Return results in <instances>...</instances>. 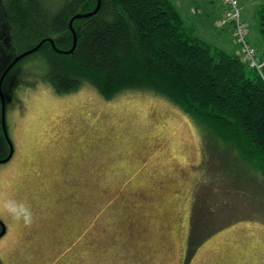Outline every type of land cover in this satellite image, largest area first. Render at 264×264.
Wrapping results in <instances>:
<instances>
[{"label": "rangeland", "instance_id": "374dc122", "mask_svg": "<svg viewBox=\"0 0 264 264\" xmlns=\"http://www.w3.org/2000/svg\"><path fill=\"white\" fill-rule=\"evenodd\" d=\"M170 1L199 39L262 67L264 0H236L244 42L229 0ZM7 24L0 6V76L14 59ZM30 55L3 79L14 152L0 201H27L33 220L0 211L2 264H264V183L205 167L202 131L182 109L148 91L58 93Z\"/></svg>", "mask_w": 264, "mask_h": 264}, {"label": "trees", "instance_id": "16d2710c", "mask_svg": "<svg viewBox=\"0 0 264 264\" xmlns=\"http://www.w3.org/2000/svg\"><path fill=\"white\" fill-rule=\"evenodd\" d=\"M96 5L97 0H0L8 22V58L48 38L57 50L69 51L70 20ZM72 28V53H58L44 42L30 55L39 65L35 74L54 91L86 84L107 101L126 91L161 96L201 129L205 167L264 183V64L249 67L240 56L199 39L170 0H100L97 12L75 19Z\"/></svg>", "mask_w": 264, "mask_h": 264}, {"label": "water", "instance_id": "95a60500", "mask_svg": "<svg viewBox=\"0 0 264 264\" xmlns=\"http://www.w3.org/2000/svg\"><path fill=\"white\" fill-rule=\"evenodd\" d=\"M99 7H100V0H97V5H96L95 9L92 12L84 13V14H77V15L72 17V19L69 22V27H70V30H71V32L73 34V46H72V48L69 51L57 50L55 48V46H54V42H53L52 39H50V38L44 39L40 43H38L35 47H33V48L29 49V50H26V51L22 52L19 55H16L14 57V59L11 61V63L7 66V68L3 71L2 75L0 76V104H1L0 119H1L2 134H3L7 144L9 145V153H8V155L5 158L0 159V164L7 162L11 158L12 153H13V145H12V142L10 141V139H9V136H8V133H7V128H6V120H5V110H6L5 102L6 101H5V97L3 95V91H2V83H3V79H4L5 75L21 59L27 57L30 54L35 53L44 42H49L51 44L52 48L55 51H57L58 53H64V54L72 53L73 50H74V47H75V43H76V34H75V32H74V30L72 28V22L75 19L86 18V17H89V16L95 14L97 12V10L99 9ZM0 225H1V232H0V236H1L4 233V225H3V223L1 221H0Z\"/></svg>", "mask_w": 264, "mask_h": 264}, {"label": "clouds", "instance_id": "9594fccd", "mask_svg": "<svg viewBox=\"0 0 264 264\" xmlns=\"http://www.w3.org/2000/svg\"><path fill=\"white\" fill-rule=\"evenodd\" d=\"M0 211L6 212L13 219L24 224H30L33 220L32 208L25 200L6 198L0 201Z\"/></svg>", "mask_w": 264, "mask_h": 264}, {"label": "built area", "instance_id": "2783aa9c", "mask_svg": "<svg viewBox=\"0 0 264 264\" xmlns=\"http://www.w3.org/2000/svg\"><path fill=\"white\" fill-rule=\"evenodd\" d=\"M229 3H231V5L233 6V9H234V12H233V15L234 18L236 19V24L238 26V30L236 31V35H238L239 39L241 41L244 42V31H243V28H241V24H240V21H239V12H238V9H237V5H236V0H229Z\"/></svg>", "mask_w": 264, "mask_h": 264}, {"label": "flooded vegetation", "instance_id": "af4514ba", "mask_svg": "<svg viewBox=\"0 0 264 264\" xmlns=\"http://www.w3.org/2000/svg\"><path fill=\"white\" fill-rule=\"evenodd\" d=\"M6 128H8V127H6ZM7 133H8V130H7ZM8 136H9V133H8ZM9 139H10V137H9ZM11 141V140H10ZM12 145H13V143H12ZM13 152H14V148H13ZM12 155H13V153H12ZM10 161V159L7 161V162H9ZM7 162H5V163H7ZM48 219V226L50 227V229L51 230H53L54 229V225H53V221L51 220V219H49V218H47ZM2 223H3V225H4V232H5V223L2 221V220H0ZM53 227V228H52ZM50 230V231H51ZM0 231H1V225H0ZM2 237V236H1ZM0 237V238H1ZM0 264H2L1 263V261H0Z\"/></svg>", "mask_w": 264, "mask_h": 264}, {"label": "crops", "instance_id": "0c3cea01", "mask_svg": "<svg viewBox=\"0 0 264 264\" xmlns=\"http://www.w3.org/2000/svg\"><path fill=\"white\" fill-rule=\"evenodd\" d=\"M174 5V4H173ZM175 7V6H174ZM177 10V9H176ZM207 14V13H206ZM192 28H194L193 26H192ZM195 29V28H194ZM222 50V49H221ZM226 52V51H225Z\"/></svg>", "mask_w": 264, "mask_h": 264}]
</instances>
